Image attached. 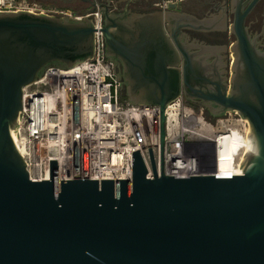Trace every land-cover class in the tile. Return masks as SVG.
Listing matches in <instances>:
<instances>
[{
    "label": "water",
    "instance_id": "1",
    "mask_svg": "<svg viewBox=\"0 0 264 264\" xmlns=\"http://www.w3.org/2000/svg\"><path fill=\"white\" fill-rule=\"evenodd\" d=\"M80 1L92 5L80 16L0 13V264H264V50L244 27L251 5L237 8L229 23L235 64L226 79L186 55L173 33L174 27L225 26V12L199 19L170 3L165 10L116 14L109 3ZM97 8L105 56L123 64L127 102L159 107L160 175L153 148L145 151L152 178L136 151L131 181L58 183L56 161H49V180L31 181L10 135L22 89L46 67L71 68L92 57L97 30L90 15ZM212 87L215 92L202 91ZM181 89L246 120L239 175L162 173L165 108Z\"/></svg>",
    "mask_w": 264,
    "mask_h": 264
},
{
    "label": "built area",
    "instance_id": "2",
    "mask_svg": "<svg viewBox=\"0 0 264 264\" xmlns=\"http://www.w3.org/2000/svg\"><path fill=\"white\" fill-rule=\"evenodd\" d=\"M162 3V10L170 4ZM0 12L40 13L41 9L27 0H0ZM90 16L97 30L92 57L71 68H48L22 89L21 113L10 135L31 181L49 180V161H56L58 183L74 177L131 181L136 151L144 160L146 177L152 178L145 151L153 148L160 175L159 107L130 105L122 97L120 81L105 56L101 12L97 8ZM176 102L165 108L162 173L217 176L211 148L197 139L195 126H187L192 111ZM241 123L244 129L247 123Z\"/></svg>",
    "mask_w": 264,
    "mask_h": 264
},
{
    "label": "flooded vegetation",
    "instance_id": "3",
    "mask_svg": "<svg viewBox=\"0 0 264 264\" xmlns=\"http://www.w3.org/2000/svg\"><path fill=\"white\" fill-rule=\"evenodd\" d=\"M44 1V0H41ZM65 5H74L83 8L85 11L92 7L91 3L81 2L80 0H58ZM118 1L112 0H91L96 5L100 3H109V11L116 14L123 13L124 10L130 12H144L162 10L163 3L161 0H128ZM40 2V1H39ZM175 4V3H174ZM245 19L244 27L249 36L250 41H255L258 50H264V0H180V12L191 14L197 18H209L212 14L225 12L227 16V24L225 26H218L206 30H196L192 27L182 28L179 32L176 27L173 33L176 36L175 42L181 47L186 55L194 57L196 60H203L206 65H211L214 69L221 72L222 78H229L231 75V67L235 64V58L231 52V47L236 42V36L230 32L229 23L232 21L234 11L239 8L245 11L249 6ZM40 13H32L36 15L57 16L43 10L41 5ZM167 9V7L165 8ZM0 13H17V12H0ZM30 13V12H29ZM65 16V14L63 15ZM103 23V19H102ZM175 26V25H174ZM172 42V41H171ZM173 43V42H172ZM173 46L176 47L173 43ZM178 53V51H177ZM179 54V53H178ZM182 56L179 54V59L182 61ZM113 70L116 75L120 77V92L122 97L125 96L124 71L123 64L119 59H115ZM55 68V67H49ZM48 67L44 68L41 76L45 73ZM211 72V71H210ZM213 75L211 73H208ZM39 77V78H40ZM205 94L207 91L215 92V88L202 90ZM179 102L183 101L185 104L191 106L190 110H200L203 120L213 122L218 117H224L220 112V107L211 100H208L204 95L198 94L195 91L180 90L177 98ZM172 103V102H171ZM170 104V103H169ZM208 125V124H207ZM210 126V125H209ZM215 149V147L213 148ZM245 151V150H244ZM244 154H242L243 156ZM243 157L241 158L242 161Z\"/></svg>",
    "mask_w": 264,
    "mask_h": 264
},
{
    "label": "rangeland",
    "instance_id": "4",
    "mask_svg": "<svg viewBox=\"0 0 264 264\" xmlns=\"http://www.w3.org/2000/svg\"><path fill=\"white\" fill-rule=\"evenodd\" d=\"M19 1V0H17ZM30 3H35L38 5H41L43 10H46L50 13H54V15L57 16H63L65 14V16H72L73 14H75L76 16H80L83 14V8H80L79 6H74V5H65L63 3H60V1L58 0H44V1H35V0H27ZM161 2H165V4L168 3H180V0H161ZM180 107L186 108V109H190L191 106L188 104H185L183 101L180 102ZM193 116L195 118H199L201 119V122H203L204 124H208V126L210 125L213 129V134L215 136H225V135H230L232 133H238L239 134V139H238V143L237 146L234 147V149H232V153L230 155V159L232 164L234 165L235 163H238L240 160V157L242 154L245 153V151L243 152V142H242V133L244 131L243 129V123H241L239 121V117L236 116L235 114H233L232 112H230V115H225V117H221V118H216L214 120V125L210 122H208L207 120H203L202 119V115L200 114V110H193L192 111ZM197 130L199 129V127H196ZM227 128H229V130H226ZM198 140H200L197 137ZM247 139V137H246ZM202 141V140H200ZM204 144H206L207 146L210 147L211 143L208 141H202ZM213 144V143H212ZM214 145V144H213ZM211 150V157L213 156L212 154V149ZM213 162H214V158L212 157ZM215 162H216V158H215ZM219 164H218V160H217V164H214V169H218ZM227 174V173H225Z\"/></svg>",
    "mask_w": 264,
    "mask_h": 264
},
{
    "label": "bare ground",
    "instance_id": "5",
    "mask_svg": "<svg viewBox=\"0 0 264 264\" xmlns=\"http://www.w3.org/2000/svg\"><path fill=\"white\" fill-rule=\"evenodd\" d=\"M180 102H176V105L179 106ZM187 122V126L189 128H193L195 127H199V129L197 130V137L202 140V141H208L211 143L210 147L212 149V153L214 156V164H217V160H218V164L219 167L218 169H215V173L217 174V176L219 177H229V176H234V175H239L240 172V166L241 163L243 161H241V158H244V155L240 157V160L238 163H235L234 165L231 162L230 159V155L232 153V149H234L235 146H237V141L239 139V134L236 133H232L230 135H225V136H215L213 134V129L211 126H208L206 124H204L203 122H201V119L199 118H195L194 116H189L186 119ZM244 123H247L246 120L245 121H241ZM226 130H229V128H227ZM249 133V128L248 125H245L244 131H243V137H242V142H243V152L245 150L246 144H247V135ZM214 145H213V144ZM215 147V149H213ZM215 158H216V162H215ZM227 173V174H225Z\"/></svg>",
    "mask_w": 264,
    "mask_h": 264
},
{
    "label": "crops",
    "instance_id": "6",
    "mask_svg": "<svg viewBox=\"0 0 264 264\" xmlns=\"http://www.w3.org/2000/svg\"><path fill=\"white\" fill-rule=\"evenodd\" d=\"M110 2H112V0H109ZM124 1V0H123ZM163 10H165V9H163ZM112 12V11H111Z\"/></svg>",
    "mask_w": 264,
    "mask_h": 264
},
{
    "label": "trees",
    "instance_id": "7",
    "mask_svg": "<svg viewBox=\"0 0 264 264\" xmlns=\"http://www.w3.org/2000/svg\"><path fill=\"white\" fill-rule=\"evenodd\" d=\"M35 1H40V0H35Z\"/></svg>",
    "mask_w": 264,
    "mask_h": 264
}]
</instances>
